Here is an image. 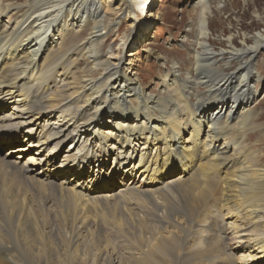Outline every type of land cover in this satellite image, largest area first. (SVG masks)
Segmentation results:
<instances>
[{
	"label": "bare ground",
	"instance_id": "1",
	"mask_svg": "<svg viewBox=\"0 0 264 264\" xmlns=\"http://www.w3.org/2000/svg\"><path fill=\"white\" fill-rule=\"evenodd\" d=\"M18 2L0 0V264H264V123L249 107L264 21L212 40L197 0L184 67L170 61L146 98L125 49L104 56L121 20L124 43L145 30L135 8L158 18L153 0ZM101 115L119 119L100 130Z\"/></svg>",
	"mask_w": 264,
	"mask_h": 264
},
{
	"label": "rangeland",
	"instance_id": "2",
	"mask_svg": "<svg viewBox=\"0 0 264 264\" xmlns=\"http://www.w3.org/2000/svg\"><path fill=\"white\" fill-rule=\"evenodd\" d=\"M196 1L197 0H153V3H151V11H158V18L156 19L147 18L145 16V10L147 7L140 5L138 8L134 9V14L131 16L135 17L139 25H145V30H138V28H135L132 36L128 37L127 43H124L125 41H123V38L125 35L128 36L130 28L127 26L128 23H124V21L121 20L123 25L121 26L119 32L107 39L108 47L112 51L113 56L107 54L104 58H109V61L115 62L117 58L114 55L117 52L122 51V48H124L125 50L123 54L125 56V60L121 64V70L124 69L125 71L126 68H130L127 74L136 77L139 80V83L142 85L144 97L151 98L159 96L161 86L158 85V77L162 72L170 68V65H168L170 61L177 60L178 67L180 69L184 67V63H186L188 58L189 41L187 42L185 40L184 43L186 46L182 45L181 42L184 34L187 33V27L191 25L190 20L196 17V11L194 10L192 12L194 9L193 5ZM21 2H23V0H19L18 3ZM104 2L106 3L107 0H104ZM111 3L118 4V0H113ZM111 3L107 2L106 5H110ZM210 4L211 13L209 15V20L212 34L210 39L224 40L223 38L231 36L234 40L239 41L244 37L248 38L254 32L261 31V25L264 21V0H210ZM189 15L194 16L190 17ZM10 23H8L6 18L0 19L1 28L8 27ZM146 38L149 41V45H142L143 39ZM127 54L131 55V61L128 65L127 63L129 58L126 57ZM156 54H160L162 58H165V65H161L155 59ZM254 61L256 63L254 66L259 68L262 74L259 81L251 86L253 90H256V92L249 107H256L260 111L261 122L264 123V52L259 53ZM9 112L10 109H5L4 113H0V117L7 115ZM118 113L119 112L116 114ZM108 117V115H101L99 117L101 124L103 123L100 130L110 129L109 124L119 119L118 117ZM188 131H184L181 135L182 140H179L178 143L184 142L188 138ZM12 135L14 136V134ZM79 136L85 139V136L88 135L84 134ZM203 137L204 136H201V138ZM17 139L22 144H25V141H22L19 138ZM7 141L9 142V140ZM83 143H85V140L83 139H80L77 145L71 144V141H65L59 147V152L69 150L72 153H78L81 151L80 146ZM9 144L11 145L10 142ZM22 144H15L11 147L14 149ZM89 145H87V147ZM150 149L151 153H153L152 155H154L155 150H152V148ZM7 150L8 149L6 148L4 152L6 153ZM5 153H2V150H0L1 155ZM17 157L18 155L16 153L12 154L9 159L14 161ZM59 159L60 158L54 162L55 165L59 163ZM16 160L21 162L22 157ZM136 160H138L137 156L131 162H136ZM174 165H176V168L174 169L172 166L171 172L164 177V180L174 177L178 173V164ZM124 166H121L120 168L123 169ZM91 169H99V167L97 165L96 168L95 164H92ZM80 172L81 175H88L89 173L88 171L86 172V170H81ZM116 173L117 175L121 174V172ZM61 179L62 177L60 176L58 180ZM115 184L116 185L113 186L112 191H114L117 187H120L118 182Z\"/></svg>",
	"mask_w": 264,
	"mask_h": 264
}]
</instances>
